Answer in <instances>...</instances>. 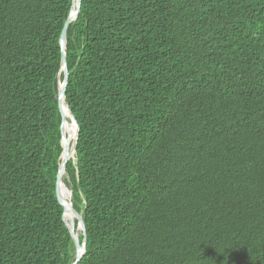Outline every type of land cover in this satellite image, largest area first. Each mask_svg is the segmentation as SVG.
Returning a JSON list of instances; mask_svg holds the SVG:
<instances>
[{
	"label": "trees",
	"instance_id": "16d2710c",
	"mask_svg": "<svg viewBox=\"0 0 264 264\" xmlns=\"http://www.w3.org/2000/svg\"><path fill=\"white\" fill-rule=\"evenodd\" d=\"M70 8L0 0V264L74 260ZM65 55L78 264H264V0H81Z\"/></svg>",
	"mask_w": 264,
	"mask_h": 264
},
{
	"label": "water",
	"instance_id": "95a60500",
	"mask_svg": "<svg viewBox=\"0 0 264 264\" xmlns=\"http://www.w3.org/2000/svg\"><path fill=\"white\" fill-rule=\"evenodd\" d=\"M81 5V0H71V8L69 11V15L63 25V29L61 31V34L59 36V48H60V69L58 73V82H57V102H58V109H59V115L61 119V126H60V145L62 148V152L59 157V166H58V172L56 175V183H55V192L57 196V200L59 204L63 208V222L68 230V233L70 234V237L72 239L73 245H74V260L72 264H78L80 260L82 259L83 255L86 251V229L84 222L82 220L81 214L77 213L71 203V200L69 202H66L63 198V194L61 193V185H62V178L65 174V167L68 161L73 160L72 154L74 156V159L76 160L75 154H76V143H77V135H78V123L76 119L74 118L73 114L68 108V105L65 103V88L67 86L68 81V69L66 64V43H67V28L70 25L71 22H73L76 17L79 14ZM61 76V78H60ZM68 112V119L70 121V124L72 123L75 132L74 136L72 137L71 144L68 147L64 138L63 134V128L66 123L65 114L64 111ZM75 162V161H74ZM69 194L71 195V190H69ZM72 216L74 219V226L67 225L65 221V215ZM81 235L82 240L79 242V236Z\"/></svg>",
	"mask_w": 264,
	"mask_h": 264
},
{
	"label": "bare ground",
	"instance_id": "6f19581e",
	"mask_svg": "<svg viewBox=\"0 0 264 264\" xmlns=\"http://www.w3.org/2000/svg\"><path fill=\"white\" fill-rule=\"evenodd\" d=\"M64 114H65V119H66V123H65V126L63 128V134H64V138H65V141L67 146L69 147L70 144H71V140H72V137L74 136V132H75V129L72 125V123L70 124V121L68 119V112L65 110L64 111ZM74 160V156L72 154V158ZM65 179V174L63 175V178H62V185H61V193L63 194V198L66 202H69L71 200V195L69 194V191H68V188L66 186V183L64 181ZM65 221L67 223V225L69 226H74V219L72 216H69V215H65Z\"/></svg>",
	"mask_w": 264,
	"mask_h": 264
},
{
	"label": "rangeland",
	"instance_id": "374dc122",
	"mask_svg": "<svg viewBox=\"0 0 264 264\" xmlns=\"http://www.w3.org/2000/svg\"><path fill=\"white\" fill-rule=\"evenodd\" d=\"M67 179L66 175H65V180ZM66 183V182H65Z\"/></svg>",
	"mask_w": 264,
	"mask_h": 264
},
{
	"label": "clouds",
	"instance_id": "9594fccd",
	"mask_svg": "<svg viewBox=\"0 0 264 264\" xmlns=\"http://www.w3.org/2000/svg\"><path fill=\"white\" fill-rule=\"evenodd\" d=\"M71 161H73V162H74V161H75V159H74V160H71Z\"/></svg>",
	"mask_w": 264,
	"mask_h": 264
}]
</instances>
